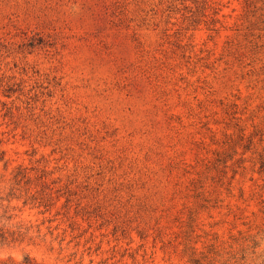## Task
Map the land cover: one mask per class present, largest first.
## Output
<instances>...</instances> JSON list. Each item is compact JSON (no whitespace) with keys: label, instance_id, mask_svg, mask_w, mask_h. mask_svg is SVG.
<instances>
[{"label":"rangeland","instance_id":"374dc122","mask_svg":"<svg viewBox=\"0 0 264 264\" xmlns=\"http://www.w3.org/2000/svg\"><path fill=\"white\" fill-rule=\"evenodd\" d=\"M0 233V264H264V0H0Z\"/></svg>","mask_w":264,"mask_h":264},{"label":"trees","instance_id":"16d2710c","mask_svg":"<svg viewBox=\"0 0 264 264\" xmlns=\"http://www.w3.org/2000/svg\"><path fill=\"white\" fill-rule=\"evenodd\" d=\"M23 177H25V172L22 169L18 170L14 174V178L17 181L21 180ZM6 239V235H4V233H0V243L6 242ZM189 264H205V261L204 258L196 256L193 252L192 254H190Z\"/></svg>","mask_w":264,"mask_h":264}]
</instances>
